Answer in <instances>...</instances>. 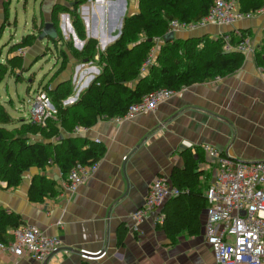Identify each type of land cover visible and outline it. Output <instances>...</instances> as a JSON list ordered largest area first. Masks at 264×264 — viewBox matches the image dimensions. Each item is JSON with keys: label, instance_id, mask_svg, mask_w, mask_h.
Wrapping results in <instances>:
<instances>
[{"label": "crops", "instance_id": "obj_1", "mask_svg": "<svg viewBox=\"0 0 264 264\" xmlns=\"http://www.w3.org/2000/svg\"><path fill=\"white\" fill-rule=\"evenodd\" d=\"M75 3V0H44L41 25L43 21L44 26L50 23L55 6L72 8ZM4 4L7 0H0V24ZM101 4L105 6V19L99 11ZM78 12L88 38L97 40L103 52L115 41L118 28L112 29L119 13V0H89ZM61 15L65 19L60 28L69 29L70 37L74 38L70 15ZM104 29L109 30L105 42L102 41ZM61 30L64 32L63 27ZM231 33L237 37L244 35L253 48L245 56L243 66L232 75L184 88L161 104L155 113L121 124L100 120L91 128L76 130L72 136L101 142L106 154L99 161L97 172L74 195L66 192L61 172L54 165L43 174L58 182L62 193L43 202H31L28 196L32 178L40 173L37 169L26 173L16 188L7 189L5 184H0V208L18 213L24 225L37 226L48 235L60 237L64 244L46 262L1 251L0 264H217L206 241L207 208L200 214L201 232L196 236L182 234L175 245H170L165 232L159 228L163 209L170 199L150 213L138 230H135L133 215L144 206L156 179L170 180L174 168L184 167L181 153L185 150L204 152L207 162L201 169L211 173V182L215 171L204 150L206 145L238 161L264 162V55L262 62L258 57L264 46V13L230 26L208 25L196 31L178 32L175 38L209 34L217 39ZM63 36L70 39L66 34ZM38 44V48L34 49L35 44L26 50L25 59H36L45 52L43 41ZM79 69L80 95L100 74L101 68L90 63ZM122 229L124 233L120 235ZM80 251L106 255L99 260H84Z\"/></svg>", "mask_w": 264, "mask_h": 264}, {"label": "trees", "instance_id": "obj_2", "mask_svg": "<svg viewBox=\"0 0 264 264\" xmlns=\"http://www.w3.org/2000/svg\"><path fill=\"white\" fill-rule=\"evenodd\" d=\"M88 1L75 0L72 8L55 6L50 23L56 30V37L47 39L59 49L60 72L71 63L68 53L77 64L95 63L101 68L89 87L74 103L66 105L74 95L73 80H63L55 88L46 84L43 91L48 94L56 115L41 124L21 120L20 126L12 130L3 127L11 124L12 119L0 102V184H5L7 189L16 188L22 184L26 173L39 170L29 188L31 202L40 203L45 198L61 195L59 183L43 174L51 165L60 170L66 181L76 166L98 163L106 154L101 142L72 136L77 129L91 128L100 120L124 116L132 104L158 89L181 92L218 77L225 78L245 62L243 53L226 52L224 40L214 39L209 34L164 41L172 21L197 23L208 14L216 0H138L139 11L124 17L121 35L103 52L97 40L88 38L86 25L78 12ZM9 4H5L7 20ZM263 4L264 0H241L240 7L249 12L258 10ZM62 13L70 15L78 39L84 42L82 50L74 48L73 41L64 38L59 23ZM6 24L1 28L0 38ZM42 33L41 30L40 35ZM230 35L233 44L244 38V35ZM156 39H163V43L152 65L144 71V62L157 46ZM38 40V35H28L13 45L10 53L30 49ZM262 55L264 46L258 54L261 62ZM25 66L24 56L7 58L6 63L0 62V80L9 71H25ZM181 157L184 167L174 168L169 180L180 194L166 203L163 222L159 224L170 245L177 244L182 234L196 236L201 232L200 214L208 208L206 192L212 183L211 173L201 169L207 162L201 149L185 150ZM23 225L21 215L0 208V243H9L13 232ZM123 233L124 229L120 230V235Z\"/></svg>", "mask_w": 264, "mask_h": 264}, {"label": "built area", "instance_id": "obj_3", "mask_svg": "<svg viewBox=\"0 0 264 264\" xmlns=\"http://www.w3.org/2000/svg\"><path fill=\"white\" fill-rule=\"evenodd\" d=\"M240 2L241 0H216L201 21L185 23L174 20L170 23L168 34L196 31L208 25L230 26L264 13V5L256 11L244 12L240 7ZM222 39L225 42L226 52L237 51L245 56L253 52L251 42L247 38H243L237 44L232 43V37L228 34L222 35ZM155 41L156 47H160L163 43V39ZM155 49L150 52L144 62V71L152 65ZM19 51L22 53L25 50ZM178 93L171 89H158L145 95L140 102L132 104L124 116L112 120L121 124L140 115L155 113L161 104L171 100ZM35 98L42 100L40 95ZM74 102L71 99L65 104ZM40 104L36 103L33 107V115L36 114L34 112L43 109L42 107L38 109V105L42 106L43 103ZM51 116L52 113L49 112L44 118L45 121ZM39 120H41L40 117ZM45 121L37 122L34 119L32 122L41 124ZM204 150L215 171L213 181L206 192L209 204L206 241L216 263L264 264V162L238 161L212 145H206ZM98 168L99 162L76 166L64 181L66 192L71 195L77 193L79 188L93 177ZM179 194L180 191L172 186L169 179L165 177L156 179L149 189L144 206L133 215L136 221L135 230L139 229V225L150 213L166 200L177 197ZM13 236L14 239L9 243H0V252H8L18 258L29 257L39 262H46L64 248L60 237L48 235L34 225L19 227L13 232ZM80 252L84 260H99L106 255L105 253Z\"/></svg>", "mask_w": 264, "mask_h": 264}, {"label": "rangeland", "instance_id": "obj_4", "mask_svg": "<svg viewBox=\"0 0 264 264\" xmlns=\"http://www.w3.org/2000/svg\"><path fill=\"white\" fill-rule=\"evenodd\" d=\"M9 1V7L7 6L9 8L8 20L5 15L6 5L4 4V13L3 17L1 18L0 24L1 33L2 26L7 23L0 38L1 63H6L7 58L13 55L25 56L26 50L22 53L18 51L13 54L10 53L11 47L20 42L24 37L28 35L35 34L40 38V31H45V27L43 28L45 24L44 21L43 25H41V21L44 18L42 10V4L44 0H7V2ZM99 11L102 15V18L104 17L103 19H105L104 4H101ZM138 11V0H119V13L116 21L114 22L112 30L118 28L119 22L125 16H131ZM59 18V23H62V20L65 19L61 14ZM62 27L64 29V32L63 30L61 31L62 34H66L67 38H70L69 40L73 41L74 48L81 50L83 48L84 42L78 39L75 32V35L72 34V36L74 35V38L70 37L69 29L66 28V31L64 26H61V28ZM101 27H103V25ZM96 29V31L98 32L100 27ZM106 31L104 29L105 34H102L103 42L107 41L106 34H108L109 30ZM40 41H43V50L46 52V54L41 53L36 59L26 57L25 71H9L8 73L3 74L2 79L0 80V102L5 106L12 119L11 124L3 125V127L9 130L19 127L21 124V120L33 121L34 119H36L37 122H39L41 120L45 121L44 118L49 112L52 113V116L47 118V120L56 115V112L54 111L55 109H53L54 107L50 101L48 94L43 91V88L46 84H51L50 88H55L61 81L72 79L74 85V95L67 101L71 99L76 101L75 99H78L79 97L78 90H80L79 86L81 85V74L79 68H82L83 66H89L90 63L77 64V61H75L71 57L70 53H68L71 63L67 66V69H65L63 72H60L62 58L60 57L59 49L55 48L54 44L52 42H49L45 38L42 40L39 39V41L36 42L34 49L38 48V46L40 45L38 43ZM159 42L160 41H158V43ZM157 50L158 48L155 49V53ZM66 51L68 50L66 49ZM43 94L45 95V98H43ZM38 95L42 97L41 101L35 98ZM36 103H43L42 106L38 105V109H40L41 107L43 109L38 110L36 108L38 111L34 112L36 114L33 115V107L36 105ZM39 117L41 118V120H39Z\"/></svg>", "mask_w": 264, "mask_h": 264}, {"label": "water", "instance_id": "obj_5", "mask_svg": "<svg viewBox=\"0 0 264 264\" xmlns=\"http://www.w3.org/2000/svg\"><path fill=\"white\" fill-rule=\"evenodd\" d=\"M123 20L124 19H121V21L119 22L118 29L115 31V34H114V40H117L119 38V36L121 35ZM71 31L75 35L74 30L72 28H71ZM40 36H41L39 38L40 40H42L44 38H48V37H56V30H55L53 24H51V23L46 24L45 31ZM173 38H175V35L170 33L164 38V41L167 42V41L172 40Z\"/></svg>", "mask_w": 264, "mask_h": 264}]
</instances>
